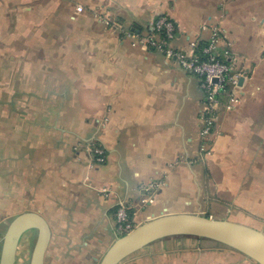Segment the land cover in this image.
Returning a JSON list of instances; mask_svg holds the SVG:
<instances>
[{
	"label": "crops",
	"instance_id": "obj_1",
	"mask_svg": "<svg viewBox=\"0 0 264 264\" xmlns=\"http://www.w3.org/2000/svg\"><path fill=\"white\" fill-rule=\"evenodd\" d=\"M162 14L176 22V48L221 25L232 43H221L222 57L246 72L209 154L199 78L100 18L143 33ZM1 43L0 257L9 222L25 211L49 223L44 264H99L121 236V204L135 225L200 213L264 232V0H0ZM93 143L104 147L103 163L93 162ZM25 234L31 252L20 241L15 264L30 262L36 230ZM120 264L259 263L212 240L172 236Z\"/></svg>",
	"mask_w": 264,
	"mask_h": 264
},
{
	"label": "built area",
	"instance_id": "obj_2",
	"mask_svg": "<svg viewBox=\"0 0 264 264\" xmlns=\"http://www.w3.org/2000/svg\"><path fill=\"white\" fill-rule=\"evenodd\" d=\"M100 18L106 24L131 37L134 45L140 44L163 52L168 59L176 61L187 72L199 78L200 87L205 94L201 113V150L206 154L211 153L208 142L220 111L222 109L231 111L236 108L242 94L241 79L247 76L244 70L234 69L233 59H230L228 53L229 58L222 57L221 43L225 42L227 47L232 45L226 29L221 25H214L208 40L202 44L197 39L190 40L188 47L183 49L176 48L172 44L177 25L174 19L167 14L159 15L153 23L152 30L144 33L127 30L122 23L110 17L100 16ZM88 151L94 163H103L106 160V152L101 144H90ZM151 188L147 187L148 190ZM116 219L120 235L132 231L136 226L131 218L129 207L124 204L118 208Z\"/></svg>",
	"mask_w": 264,
	"mask_h": 264
},
{
	"label": "water",
	"instance_id": "obj_3",
	"mask_svg": "<svg viewBox=\"0 0 264 264\" xmlns=\"http://www.w3.org/2000/svg\"><path fill=\"white\" fill-rule=\"evenodd\" d=\"M243 79H241L242 82ZM36 230L29 264H44L50 241L48 221L38 212L25 211L14 217L3 236L0 264H15L23 235ZM172 236H192L231 247L259 264H264V232L228 219L211 218L200 213L166 214L136 225L119 236L99 264H120L124 259L151 243Z\"/></svg>",
	"mask_w": 264,
	"mask_h": 264
},
{
	"label": "rangeland",
	"instance_id": "obj_4",
	"mask_svg": "<svg viewBox=\"0 0 264 264\" xmlns=\"http://www.w3.org/2000/svg\"><path fill=\"white\" fill-rule=\"evenodd\" d=\"M116 29V28H115ZM144 33V32H143ZM4 44H6V43H1V48L3 49V47L4 48H7V46H5ZM4 89L5 90H3V88H2V93H5L6 91H8V88H7V85L6 86H4ZM33 240H34V237H33V239L32 238H28V235H26L25 234V236L22 238V240H21V244H20V247H24V244H27V246H28V250H29V253L31 252V248H32V245H33ZM21 254H20V257L22 258V255H23V258H24V251H22L21 250V252H20ZM28 262V261H27Z\"/></svg>",
	"mask_w": 264,
	"mask_h": 264
},
{
	"label": "trees",
	"instance_id": "obj_5",
	"mask_svg": "<svg viewBox=\"0 0 264 264\" xmlns=\"http://www.w3.org/2000/svg\"><path fill=\"white\" fill-rule=\"evenodd\" d=\"M204 41H201V44L203 43Z\"/></svg>",
	"mask_w": 264,
	"mask_h": 264
},
{
	"label": "bare ground",
	"instance_id": "obj_6",
	"mask_svg": "<svg viewBox=\"0 0 264 264\" xmlns=\"http://www.w3.org/2000/svg\"><path fill=\"white\" fill-rule=\"evenodd\" d=\"M156 190V189H155Z\"/></svg>",
	"mask_w": 264,
	"mask_h": 264
}]
</instances>
